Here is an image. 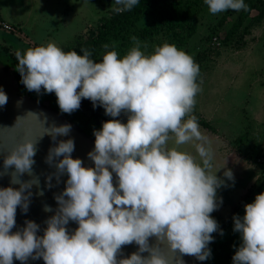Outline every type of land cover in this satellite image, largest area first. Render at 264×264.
<instances>
[{"label":"clouds","instance_id":"clouds-1","mask_svg":"<svg viewBox=\"0 0 264 264\" xmlns=\"http://www.w3.org/2000/svg\"><path fill=\"white\" fill-rule=\"evenodd\" d=\"M204 2L212 14L248 11L244 0ZM138 3L114 0L113 11H130ZM130 39L134 46L126 55L107 51L100 62L90 58L88 49L78 55L54 43L15 52L21 83L30 92L39 94L43 88L45 93H55L63 113L79 109L85 98L94 108L98 102L108 116L129 115L126 123L112 119L94 130V149L87 154L94 167H82L79 158L71 157L72 139L49 149L45 162L50 166L54 158L62 157L55 164L57 181L65 171L68 179L62 193L54 197L58 208L46 220L42 237L36 235L39 225L30 220L10 234L16 226L17 206L22 212L28 210L31 193L25 190L38 184L37 179L21 182L17 178L32 175L35 143L25 140L5 156V171L14 166L11 183H19L20 188L0 189V264H13V258L25 262L29 257L42 258L44 264H169L158 246L149 247L152 236L166 242L172 252L178 250L200 261L210 258L207 245L218 231L210 213L222 203L216 191L224 181L210 171L211 143L192 115L201 91L199 65L175 45L164 43L146 55L141 49L147 46L135 36ZM7 99L0 91V106ZM70 131L71 126L64 124L53 126L47 134L56 140ZM170 134L176 145L197 141L194 147L200 162L187 152L168 148ZM113 172L118 177L116 187ZM223 175L234 180L229 169ZM50 180L51 176L46 177ZM44 211L52 209L45 206ZM244 213L233 217V230L242 239L233 264H264V192L244 205ZM70 220L78 223L71 235L65 227ZM133 242L138 251L118 262L121 247ZM144 252L149 255L142 256Z\"/></svg>","mask_w":264,"mask_h":264},{"label":"rangeland","instance_id":"rangeland-1","mask_svg":"<svg viewBox=\"0 0 264 264\" xmlns=\"http://www.w3.org/2000/svg\"><path fill=\"white\" fill-rule=\"evenodd\" d=\"M163 1L170 0H159L156 6L160 8ZM200 1L195 16L190 17L193 19V31L183 44L178 41V36L166 34L164 27L158 32L157 29L152 31L150 37L140 36V31L151 27L148 22L153 17L158 18L157 12L153 10L132 25H127L119 34L104 38L101 49L91 59L100 62L107 51L113 50L123 57L134 46L130 39L133 36L147 46L141 49L146 55L164 43L175 45L187 54H196L194 61L200 68L197 83L201 91L195 97L192 115L208 124L207 127L199 124V130L210 141L213 156L219 154L230 169L234 167L239 171L237 174L233 173L234 180H228L223 175L225 169L220 173L227 188L230 182L236 187L245 185L242 189L237 188L229 201L233 203L251 185L232 217L224 221L223 217L227 218L229 215L225 211L220 213V209L226 208L224 206H219L210 213L211 218L218 221L219 232L207 246L211 256L205 261L207 264H233L232 257L242 244L241 234L233 230V217H243L244 205L252 203L255 196L261 193L262 188L259 189L260 193L253 189L264 178L254 183L264 161V6L259 5L250 10L230 42L222 46L223 37L235 21L237 13L226 10L212 14L204 0ZM113 2L114 0H0V19L19 29V32L12 31L10 34L8 29L0 28V43L21 52L32 45L46 46L47 43H54L59 48L74 45L85 39L101 17H108L113 13ZM242 27L248 33L241 34ZM175 31L178 29L175 28ZM105 44L109 45L107 49L104 48ZM128 115L129 113L121 112L119 121L126 123ZM170 136L172 138L167 143L168 148L187 152L200 162L194 147L197 141L176 145L174 136ZM221 231L223 235L220 234Z\"/></svg>","mask_w":264,"mask_h":264},{"label":"water","instance_id":"water-1","mask_svg":"<svg viewBox=\"0 0 264 264\" xmlns=\"http://www.w3.org/2000/svg\"><path fill=\"white\" fill-rule=\"evenodd\" d=\"M0 91L7 96L6 105L0 106V189L12 187L19 189V183H11L12 173L15 172L14 166H10L6 171L4 168V158L8 155L17 144L25 140H31L35 143L36 154L33 157L35 163L32 165V175L24 173L17 178L21 182L38 180V184H33L30 189H26L29 196V207L27 212H22L17 206L16 209V226L11 229L10 234L21 230L24 222L30 220L39 225L36 235L42 237L47 227L46 220L53 216L58 208L54 199L56 195L62 193L66 187L68 174L65 171L56 178V162L62 157H56L50 166L45 162L49 149L55 147L59 141L72 139L74 141V151L71 153L73 159L79 158L82 161V167H94V162L88 157V153L94 149V139L85 134L74 123L70 122L55 110L51 109L48 99L37 101L31 98L26 91L19 93L16 79L13 77L12 68L4 67L0 64ZM20 117L19 119H17ZM69 124L71 131L66 136L57 135L53 140L47 133L51 132L53 126ZM111 171V168H109ZM51 176L50 181L46 177ZM118 177L112 173L113 186H117ZM50 183V187L48 186ZM42 193V194H41ZM67 199V197H65ZM45 206H49L52 211H44ZM69 235L73 234L78 227L75 221H69L65 226ZM149 247L158 246L161 253L169 261V264H177L180 260L183 264H202L200 260L193 256L180 253L178 250L172 252L168 249L166 242H160L155 236L148 238ZM138 251V245L133 242L123 245L117 253V261L128 258L130 254ZM147 257L148 252L141 253ZM13 264H44L42 258L32 259L29 257L25 262L13 258Z\"/></svg>","mask_w":264,"mask_h":264},{"label":"trees","instance_id":"trees-1","mask_svg":"<svg viewBox=\"0 0 264 264\" xmlns=\"http://www.w3.org/2000/svg\"><path fill=\"white\" fill-rule=\"evenodd\" d=\"M159 0H139V3L132 8L130 11H125L122 13H110L108 17H101L98 24L94 29H90V32L87 34L85 39L80 42H76L74 45H66L62 46L61 49L64 52L75 51L78 55H83L81 49H88L91 52V57L93 54L98 53L101 49V44L104 38L111 34H119L126 28L127 25H132L136 20L151 14L154 10L158 14V18L155 19L154 17L148 22V26H151L147 30L140 31V36L142 37H150L156 29L157 32L164 27V31L166 34H169L171 37H179L178 41L182 44L184 40L189 37L192 29L191 22L193 19L190 17L195 16L197 9L199 8L200 0H170V1H163L160 4V8L156 6ZM244 3L248 5V11L240 10L235 11L229 9V12H236L237 16L235 21L231 23L230 27H228L223 40L222 46H226L230 42V39L236 33L238 27L241 25L242 20L249 15L250 10L253 8L259 7V5L264 6V0H244ZM163 4V5H162ZM261 11V10H260ZM264 14V9L262 10ZM192 15V16H191ZM260 16V12H259ZM222 18V17H221ZM221 22V21H220ZM219 22V23H220ZM3 23L7 24L6 22L0 19V28L8 29V33L12 34V31H18L19 29L8 25V27L3 26ZM175 28L178 31H175ZM95 30V31H93ZM19 32V31H18ZM241 34H246L248 31L245 27H242ZM122 46V43H121ZM31 47H36L32 45ZM10 48L9 45L1 44L0 43V64H2L5 68L10 67L12 68L13 77L16 79L18 89L28 91L25 86L21 83V76L18 71H16V58L15 52ZM103 54V52H102ZM193 59L197 58L196 54L192 55ZM90 57V58H91ZM95 61V60H94ZM96 62V61H95ZM42 97H48L49 102L51 103L52 109L56 110L60 115L65 117L70 122L77 125L79 129H81L85 134L89 137H92L95 140L93 135L94 130H100L102 127V123L108 120L117 119L119 117H111L105 114L103 107L99 105L97 102V106L94 108L92 101L81 98L80 107L79 109L73 111L71 114L63 113L57 104V98L55 93H45L43 88L39 93ZM198 124H202V127H207L208 124L201 119H197ZM262 168L259 170L257 177L254 183L264 177V161H262ZM249 192V191H248ZM213 236V235H212ZM213 236V241H214ZM212 241V242H213ZM208 246V245H207ZM227 254V253H226Z\"/></svg>","mask_w":264,"mask_h":264},{"label":"flooded vegetation","instance_id":"flooded-vegetation-1","mask_svg":"<svg viewBox=\"0 0 264 264\" xmlns=\"http://www.w3.org/2000/svg\"><path fill=\"white\" fill-rule=\"evenodd\" d=\"M19 93H23L24 91L26 90H23V92H21V89H18ZM26 93L31 97V98H34L36 99L37 101H41V100H44V99H48V97H42L40 96V94H37L36 92H27ZM48 104H49V107L52 109V106H51V103L49 102V99H48ZM54 110V109H53ZM56 111V110H55ZM57 112V111H56ZM65 118V117H64ZM212 163V168L210 169V171L212 172V170H215V172H212V173H216V176L218 178H220L222 180L223 176L220 175V173L223 171L222 169H229L231 170L229 167L230 166H227L226 165V161L223 159L221 160L220 159V156L219 154L216 156L214 154L213 156V159L211 161ZM232 167V166H231ZM232 173H238V169H233L231 170ZM224 181V185L219 187L216 191V196L219 200H222V203L219 205V206H224L226 208L224 209H220V213L221 211H225V212H228V216L227 218L226 217H223V215L221 216V218L223 217L224 221H226L228 218L232 217L233 214H234V210L236 209V207L239 205V202L242 198H244V196H247V192L250 190L251 188V185L247 186L244 190H247L246 192H244L238 199H235L233 200V203L229 200V197H233L234 194H235V190H237V188L241 187V189L245 186V185H242V186H238L236 187V185H233V182H230V185H228L229 188H227V185L225 183V180L223 179ZM236 183H239V182H236ZM246 193V194H245ZM245 194V195H244ZM232 203V204H231ZM227 205V206H225ZM227 207H229V209H227ZM230 210V211H229ZM219 218V217H218ZM222 219V220H223ZM218 222V221H217ZM219 227H221V225H219ZM219 232V229L217 232H214L212 233L211 235H213L214 237L216 236V234H218ZM202 264H207V261H201Z\"/></svg>","mask_w":264,"mask_h":264},{"label":"crops","instance_id":"crops-1","mask_svg":"<svg viewBox=\"0 0 264 264\" xmlns=\"http://www.w3.org/2000/svg\"><path fill=\"white\" fill-rule=\"evenodd\" d=\"M2 20V19H1ZM2 21H4V20H2ZM255 181V180H254ZM262 188V189H261ZM259 189H261V192H264V178L262 179V181H260V183H259V186L258 187H256V185H255V187H254V192H258V193H260V190Z\"/></svg>","mask_w":264,"mask_h":264},{"label":"built area","instance_id":"built-area-1","mask_svg":"<svg viewBox=\"0 0 264 264\" xmlns=\"http://www.w3.org/2000/svg\"><path fill=\"white\" fill-rule=\"evenodd\" d=\"M3 26H5V27H8V25H7V24H5V23H3Z\"/></svg>","mask_w":264,"mask_h":264}]
</instances>
